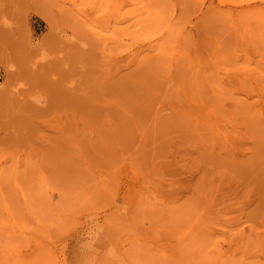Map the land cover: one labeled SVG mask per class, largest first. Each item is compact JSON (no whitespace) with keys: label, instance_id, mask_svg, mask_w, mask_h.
<instances>
[{"label":"rangeland","instance_id":"obj_1","mask_svg":"<svg viewBox=\"0 0 264 264\" xmlns=\"http://www.w3.org/2000/svg\"><path fill=\"white\" fill-rule=\"evenodd\" d=\"M0 264H264V0H0Z\"/></svg>","mask_w":264,"mask_h":264},{"label":"bare ground","instance_id":"obj_2","mask_svg":"<svg viewBox=\"0 0 264 264\" xmlns=\"http://www.w3.org/2000/svg\"><path fill=\"white\" fill-rule=\"evenodd\" d=\"M46 179V178H45ZM18 181V180H17ZM46 181V180H45ZM23 182H24V180H23ZM47 182V181H46ZM18 183V182H17ZM47 184V183H46ZM42 185V184H41ZM48 188H49V186H48Z\"/></svg>","mask_w":264,"mask_h":264}]
</instances>
